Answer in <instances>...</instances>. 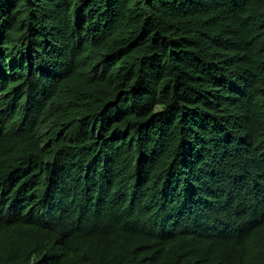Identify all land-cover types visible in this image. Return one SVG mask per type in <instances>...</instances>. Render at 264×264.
I'll return each instance as SVG.
<instances>
[{
  "label": "trees",
  "instance_id": "16d2710c",
  "mask_svg": "<svg viewBox=\"0 0 264 264\" xmlns=\"http://www.w3.org/2000/svg\"><path fill=\"white\" fill-rule=\"evenodd\" d=\"M0 264H264V0H0Z\"/></svg>",
  "mask_w": 264,
  "mask_h": 264
}]
</instances>
